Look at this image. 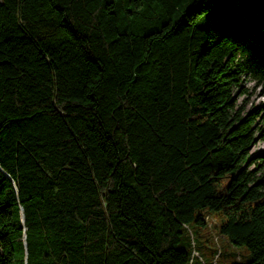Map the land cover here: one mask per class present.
Instances as JSON below:
<instances>
[{
    "label": "trees",
    "instance_id": "obj_1",
    "mask_svg": "<svg viewBox=\"0 0 264 264\" xmlns=\"http://www.w3.org/2000/svg\"><path fill=\"white\" fill-rule=\"evenodd\" d=\"M235 1L0 0V264H220L214 216L264 264V0L206 21Z\"/></svg>",
    "mask_w": 264,
    "mask_h": 264
},
{
    "label": "rangeland",
    "instance_id": "obj_2",
    "mask_svg": "<svg viewBox=\"0 0 264 264\" xmlns=\"http://www.w3.org/2000/svg\"><path fill=\"white\" fill-rule=\"evenodd\" d=\"M250 13V8L247 5V0H237L231 4L223 5L214 9L210 16L207 17L206 21L209 22L211 18H223V17H232L235 15H247ZM238 103L249 110L252 106L258 105L260 101L264 100V90L260 87H256L255 82L251 80H245L243 83V89L239 93ZM264 133V131H263ZM262 135V132H261ZM264 151V140H262L261 136L257 139V143L252 148V154L256 155L260 152ZM218 220V221H217ZM209 227L208 230H201L199 243L202 252H206L208 256L209 252L212 250L213 247L211 245L214 242V239L219 245L222 247V255L220 256V264H224L226 262H230L233 259H238L240 261H244L249 256V250L246 246L237 247L230 244L225 238L219 236L218 232V225H219V218L218 217H211L209 219ZM216 225V226H215ZM196 245L198 246V242L196 241Z\"/></svg>",
    "mask_w": 264,
    "mask_h": 264
}]
</instances>
